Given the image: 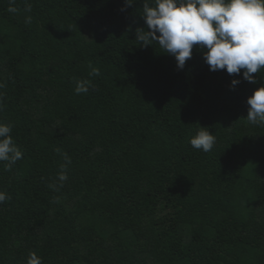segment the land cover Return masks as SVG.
Segmentation results:
<instances>
[{"label": "trees", "instance_id": "trees-1", "mask_svg": "<svg viewBox=\"0 0 264 264\" xmlns=\"http://www.w3.org/2000/svg\"><path fill=\"white\" fill-rule=\"evenodd\" d=\"M144 2L0 0V123L23 152L0 162V264H264V124L246 118L264 69L210 71L196 47L178 69L137 39Z\"/></svg>", "mask_w": 264, "mask_h": 264}, {"label": "clouds", "instance_id": "clouds-1", "mask_svg": "<svg viewBox=\"0 0 264 264\" xmlns=\"http://www.w3.org/2000/svg\"><path fill=\"white\" fill-rule=\"evenodd\" d=\"M126 3L131 5L133 0ZM14 4L15 0H10V5ZM26 10H31L30 5L26 4ZM8 11L15 13L17 9L10 6ZM142 16L149 31L137 29V39L144 46L157 42L164 53L175 58L178 69L191 59L194 47L204 50L210 71L239 75L243 70V79L254 83L253 74L264 69V0H154V5L145 0ZM90 75L99 76V69L93 68ZM231 83L235 86L240 81L233 79ZM90 86V81H77L74 92L85 94ZM247 104V120L253 125L264 124V85L254 91ZM11 133V124L0 123V162H7L9 169L23 158ZM215 144L216 137L207 127L200 126L190 139L193 148L205 153ZM62 155L65 165L57 175L59 183L49 185L57 191L68 180L66 166L71 163L67 153ZM8 199L0 191V204ZM27 264H42V260L30 253Z\"/></svg>", "mask_w": 264, "mask_h": 264}]
</instances>
